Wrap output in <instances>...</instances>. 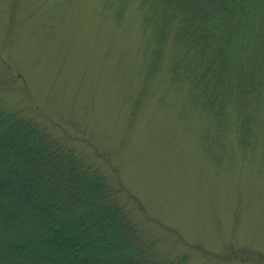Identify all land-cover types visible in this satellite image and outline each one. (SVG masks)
<instances>
[{
	"label": "rangeland",
	"instance_id": "obj_1",
	"mask_svg": "<svg viewBox=\"0 0 264 264\" xmlns=\"http://www.w3.org/2000/svg\"><path fill=\"white\" fill-rule=\"evenodd\" d=\"M142 28L139 0H0V101L102 170L165 260L264 264V117L245 147L220 134L168 46L149 74Z\"/></svg>",
	"mask_w": 264,
	"mask_h": 264
},
{
	"label": "trees",
	"instance_id": "obj_2",
	"mask_svg": "<svg viewBox=\"0 0 264 264\" xmlns=\"http://www.w3.org/2000/svg\"><path fill=\"white\" fill-rule=\"evenodd\" d=\"M139 9L149 74L168 46L171 81L220 134L233 129L249 144L264 117V0H139ZM116 193L102 170L0 101V264H182L157 254Z\"/></svg>",
	"mask_w": 264,
	"mask_h": 264
}]
</instances>
